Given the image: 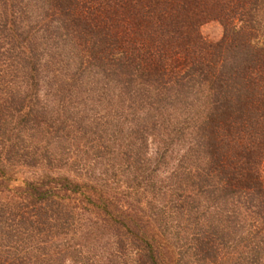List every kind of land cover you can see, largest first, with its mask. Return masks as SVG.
<instances>
[{
    "label": "trees",
    "instance_id": "1",
    "mask_svg": "<svg viewBox=\"0 0 264 264\" xmlns=\"http://www.w3.org/2000/svg\"><path fill=\"white\" fill-rule=\"evenodd\" d=\"M263 164L264 0H0V264H264Z\"/></svg>",
    "mask_w": 264,
    "mask_h": 264
},
{
    "label": "rangeland",
    "instance_id": "2",
    "mask_svg": "<svg viewBox=\"0 0 264 264\" xmlns=\"http://www.w3.org/2000/svg\"><path fill=\"white\" fill-rule=\"evenodd\" d=\"M202 36L210 42H217L223 34L222 27L218 22H209L201 27ZM263 177H264V164H263Z\"/></svg>",
    "mask_w": 264,
    "mask_h": 264
}]
</instances>
